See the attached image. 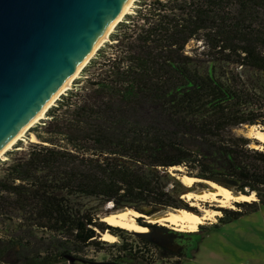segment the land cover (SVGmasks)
<instances>
[{
  "label": "trees",
  "instance_id": "trees-1",
  "mask_svg": "<svg viewBox=\"0 0 264 264\" xmlns=\"http://www.w3.org/2000/svg\"><path fill=\"white\" fill-rule=\"evenodd\" d=\"M139 3L85 66L86 85L31 128L38 141L0 163V264H153L151 242L136 232L141 242L113 244L110 259L85 258L104 243L99 231L133 232L100 222L83 199L114 210L187 207L173 166L257 195L223 207L215 227L264 207V149L235 130L264 126V0ZM192 40L200 45L189 51ZM218 64L257 79L216 73Z\"/></svg>",
  "mask_w": 264,
  "mask_h": 264
},
{
  "label": "water",
  "instance_id": "water-1",
  "mask_svg": "<svg viewBox=\"0 0 264 264\" xmlns=\"http://www.w3.org/2000/svg\"><path fill=\"white\" fill-rule=\"evenodd\" d=\"M129 2L0 0V152L67 85ZM136 222L149 230L135 232L152 239L157 224Z\"/></svg>",
  "mask_w": 264,
  "mask_h": 264
},
{
  "label": "rangeland",
  "instance_id": "rangeland-1",
  "mask_svg": "<svg viewBox=\"0 0 264 264\" xmlns=\"http://www.w3.org/2000/svg\"><path fill=\"white\" fill-rule=\"evenodd\" d=\"M139 1L140 0H134L132 2L129 9L123 15L120 21H122L127 14L133 13L136 10V8L139 7L140 4ZM120 21H118L115 24L108 38L99 46V48L105 46L107 43L112 42L111 34L116 30V26ZM199 45H200V41L192 40L187 45V49L189 51H192L193 49L197 48ZM99 48L94 52V54L90 57L88 62L81 69L79 74L74 78L71 85L63 93H61L60 96L62 94H65L69 89L80 88L86 85L85 78L88 73L85 70V66L89 64L91 58L96 56ZM96 67L97 66L91 67L90 70H96ZM215 67H216L215 68L216 73L222 71H228L229 69H231L233 72H239L244 79L246 78H250L253 80L257 79V76L255 74L256 72L253 73L251 70L243 69L240 66L236 67L231 64L230 65L218 64L215 65ZM258 75L261 76V74L259 73ZM262 78H264V74H262ZM60 96L54 101V103L51 106L56 104ZM51 106L47 109V111L51 108ZM47 111L42 118H40L37 122H35L32 126L28 128V130L24 133L21 139H18L4 153V155L0 157V163L2 162V160L20 155L23 149L28 148L32 142L38 141L31 128L35 127L37 124H40L45 118H47ZM235 130L239 134H244L256 140V142L255 141L252 142L251 144L252 147L264 149V142H262L261 140L255 137V131L257 130L264 131V126L256 125V124L255 125L245 124L240 127H237ZM182 170L183 168L178 166H174L170 168V171H173V173L174 172L177 173L176 175L180 180V182L182 183V194L180 195L182 203L186 202L185 198L183 197V194L186 191L197 192L200 190L211 189L212 182L200 180L202 178L199 177H196L198 178V180L192 186L187 185L186 183L183 182L181 176L188 174L182 173ZM254 199H257V195L255 193H254V198L251 200ZM83 202L86 203L88 206H95L100 210V217H98L99 218L98 220L100 222L101 221L105 222L102 219L104 215L117 211L114 209H110L112 208V203L110 202L101 205V203L94 198H84ZM201 202L204 206L210 207L217 211H220L221 207L239 209V206L236 205V201H232V205L229 206H222L215 203L213 204L204 201ZM143 208L144 211L152 210L150 206H144ZM182 208L195 211L193 209H189L192 208L191 205L189 204H187V207H182ZM169 210H176V209L168 208L164 211H169ZM195 212H198L199 214L202 213V211L199 210H196ZM221 214L224 215V212L223 211L218 212L217 214L214 215L213 218L206 219L204 223L199 224L196 230L194 231L188 229L185 230L180 229V231H178L179 233L182 234L180 235V237L182 238L191 236V234H196L195 236L193 235L194 236L193 245L191 246V249L189 250L187 257L183 262H181V264H264V207H261L257 211L245 213L235 220L222 223L219 226L215 227L213 224L217 223V221L220 222ZM105 223L108 224L107 222ZM169 225L176 227L172 224ZM125 230L133 233L135 232L128 229ZM106 231L111 232V230L109 229H105L104 231H99L97 237V240H100L104 243L101 244L100 247H95V248L92 247L87 249V252L84 255L85 258L93 259L95 261H105L112 257L113 252H116L115 246H113V244L115 243L120 244L122 241L125 240L133 241L134 243H136L137 241L141 242L135 235L131 236L129 235V233L125 234L126 237H120L114 234L116 235V240L108 241L102 238V234ZM154 257L156 260L153 264H168L170 258L174 259V255L172 254V252H170L169 250L163 247H160L155 251ZM122 260L124 262L122 264H126L128 262L126 259H122Z\"/></svg>",
  "mask_w": 264,
  "mask_h": 264
},
{
  "label": "bare ground",
  "instance_id": "bare-ground-1",
  "mask_svg": "<svg viewBox=\"0 0 264 264\" xmlns=\"http://www.w3.org/2000/svg\"><path fill=\"white\" fill-rule=\"evenodd\" d=\"M133 1L134 0H130V2L127 4V6L125 7L121 15L113 22L108 32L106 33L105 37L95 46V48L93 49L89 57L86 59L83 65L78 69V71L73 75V77L70 79L67 85L52 99V101L48 104L45 110L39 116H37L10 144H8L0 152V157L3 156L4 153L18 139H21V137L24 135V133L28 130L30 126H32L35 122H37L40 118H42L45 115L47 109L54 103V101L60 96V94L63 93L71 85L74 78L79 74V72L84 67V65L88 62L90 57L99 48V46L108 38L115 24L121 20V18L126 13V11L129 9ZM255 137L261 140L262 142H264V131H260V130L255 131ZM181 179L183 180L184 183H186L189 186H192L198 180V178L189 176V175H183L181 176ZM211 184H212L211 189L200 190L197 192L186 191L183 194V197L185 198L187 204L193 206L196 210L202 211V213L200 214L192 210H188L185 208H179L176 210L165 211L163 213L146 215L135 209L125 208V209H121V210L108 213L104 215L102 219L110 225L123 227L131 231H141L142 232V231L149 230V227L140 225L136 222L137 217H145L149 219L151 222H160V223L166 222V223L176 226V228L178 227V229H181V230L188 229V230L194 231L196 230L199 224L204 223L206 219L213 218L214 215L219 212L215 209L204 206L201 201L209 202L213 204L215 203V204L222 205V206H229V205H232V201L251 200L254 198V193L249 194V195L235 194L231 189L223 185H219L214 182H212ZM102 238L108 241H114L116 240V235H114L110 231H106L102 234Z\"/></svg>",
  "mask_w": 264,
  "mask_h": 264
},
{
  "label": "flooded vegetation",
  "instance_id": "flooded-vegetation-1",
  "mask_svg": "<svg viewBox=\"0 0 264 264\" xmlns=\"http://www.w3.org/2000/svg\"><path fill=\"white\" fill-rule=\"evenodd\" d=\"M222 208L223 207L220 208V211L224 212ZM222 216L224 215L221 214L220 218ZM139 222L144 224L142 220H140ZM154 223H156L157 226H155L152 230V239H148L151 242L152 251L155 252L160 247L166 248L174 255V259L170 258L168 264H181V262H183L187 257L189 250L193 245L194 236L196 234H191V236L182 238L180 237V235L182 234L178 232L180 231V229L170 226L167 223H160V222H154ZM133 235H136L135 232L133 233ZM128 262L129 264H133L131 261ZM128 262L126 264H128ZM122 263L124 262L121 259L115 261L114 264H122Z\"/></svg>",
  "mask_w": 264,
  "mask_h": 264
},
{
  "label": "built area",
  "instance_id": "built-area-1",
  "mask_svg": "<svg viewBox=\"0 0 264 264\" xmlns=\"http://www.w3.org/2000/svg\"><path fill=\"white\" fill-rule=\"evenodd\" d=\"M219 212H221V211H219Z\"/></svg>",
  "mask_w": 264,
  "mask_h": 264
}]
</instances>
